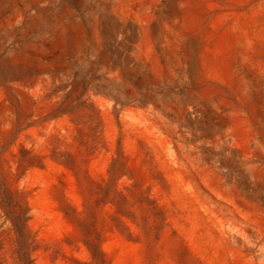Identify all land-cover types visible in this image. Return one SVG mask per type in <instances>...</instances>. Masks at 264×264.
<instances>
[{"label": "rangeland", "instance_id": "rangeland-1", "mask_svg": "<svg viewBox=\"0 0 264 264\" xmlns=\"http://www.w3.org/2000/svg\"><path fill=\"white\" fill-rule=\"evenodd\" d=\"M0 264H264V0H0Z\"/></svg>", "mask_w": 264, "mask_h": 264}]
</instances>
